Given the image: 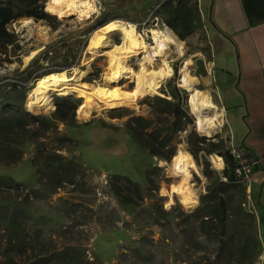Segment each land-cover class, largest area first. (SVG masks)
Masks as SVG:
<instances>
[{
  "label": "rangeland",
  "instance_id": "374dc122",
  "mask_svg": "<svg viewBox=\"0 0 264 264\" xmlns=\"http://www.w3.org/2000/svg\"><path fill=\"white\" fill-rule=\"evenodd\" d=\"M52 1L49 0L44 7V11L46 9L53 17L50 23L31 18L34 25L33 30L29 31L24 26L23 20L30 18H22L10 26L11 32L17 34L18 43L15 42L5 48L0 44V92L8 94L23 87L28 88L24 104L17 108L36 118L47 116L52 119L57 107V98L82 99L80 104L82 105L87 94L94 93L90 90V87L93 89L92 86L115 93L129 94L133 102L124 107L107 108L102 99L95 93L92 94L91 114L86 119H81L78 118V109L75 112L76 131L67 125L72 123L71 117L69 120L65 119L66 122L53 119L52 125L41 124V120L36 123L29 122L25 129H19L17 124L8 125L6 120L13 119L11 115L0 114V133L3 132L4 126L8 125L11 141L15 142L10 146L9 151L13 158L12 164L3 166L6 170L9 169L8 171L26 168L29 172L26 179L20 182L18 190L16 185H12L11 188L6 187L0 180V264H6L9 258L15 259V264H58L55 260L48 262L34 258L53 257L52 254H69L71 258L76 259L71 264L216 262L213 259L215 253L220 252L221 246L229 241V235L233 230L232 218L228 216V223L224 226L227 230L225 229L224 234L221 235L223 228L219 227L218 222L214 221L210 224L211 228L203 230L200 226L201 222L195 220L196 215L189 214L200 207L202 196L208 192L210 180L205 179L202 174L207 166L202 168L196 163L195 167L186 173L185 178L178 177L173 173L177 155L171 163L153 157L149 151L134 143L129 133L122 131L130 126L132 120L140 117L143 118L139 123L140 138L156 149H159L161 141L165 140L168 144L172 143V146L176 145L178 152L189 153L188 140L192 139L194 131L198 138L205 139L204 144L202 140L199 143L201 148L209 149L212 144L224 150L233 147L228 135L229 121L226 116H223V123L218 125L210 136L198 132L199 130L196 129L198 125L195 127L193 117L190 125H187V120L182 118L184 129L176 132L173 127L176 117L171 115L168 120L165 113L170 109L165 105L156 104V100L154 102L155 98L171 99L169 85L180 86L179 78L187 66L186 62L190 61V65L186 68L190 76L197 80L195 88L207 93L218 110L223 111L213 78L214 67L211 63L213 58L209 35L204 31L200 35L188 37L183 42L177 40L182 45V53H178L177 46L169 45L165 58L155 59L152 67L146 65L148 70H156L163 67L166 62L172 73L162 83L156 95H144L135 91L134 77L141 69L139 62L133 63L130 75L121 85L111 86L105 78L108 67L107 57L100 56L92 60L96 51L89 48L90 37L105 25L102 23L96 26L97 20L117 19L125 23H133L130 16L124 12V0L108 1L106 9L103 5L102 14L97 18H93L96 14L89 16V20H81L78 17L60 20L49 10ZM40 3L42 4L41 1ZM164 6L165 4L160 10ZM154 11L155 8L150 14ZM154 20L151 19L153 26L158 22L153 23ZM159 29H163L162 24ZM137 33L147 44H152L151 34L147 30L141 27ZM108 38L113 40L115 46L120 45L119 34H110ZM48 46L52 48L46 54L44 51L34 57ZM77 57L79 64L75 68L76 76H68L66 72L51 73L64 74L63 83L70 91V95L62 96L59 90L48 89L46 96L52 103L51 107L44 111L41 109L37 112L29 111L27 102L32 91L45 77L36 78L37 72L41 73L39 67H44L48 71L50 68L64 64L65 59L72 61ZM35 58L39 63L34 62ZM80 74L85 76H82L79 82L77 78L81 76ZM184 93L187 94L185 91ZM41 98L38 97L39 100ZM154 103L160 112L152 111ZM1 104L2 102H0V110L4 107ZM186 110L190 114L187 103ZM71 115L70 113L69 116ZM207 115L212 117L214 112L208 111ZM100 121L112 125L115 129L104 127ZM144 128L145 133L163 131L157 137L159 142L153 135L152 138L146 137L141 130ZM17 140H20V143H17ZM5 147L6 145H0V152L8 150ZM216 149L218 150V147ZM213 155L220 157L217 154ZM193 160L195 163L194 158ZM207 162L209 169L222 177L224 165L220 169L217 168L211 156H208ZM49 164L50 169L45 167ZM145 166H148L147 171ZM147 178L153 183L148 182ZM131 181L140 184V192L137 191L136 186L130 184ZM222 181L224 182L225 179ZM117 184L120 193L127 194L136 204V207L133 205L134 208L129 207L133 208L132 213L123 210L114 196L113 186ZM175 186L190 188L197 194L198 203L191 209L185 207L180 202L179 195L172 191ZM233 194L231 207L238 202L235 190ZM25 198L28 201H24ZM171 199L173 204L168 206ZM160 205L163 210L172 212L171 217L162 219L160 221L162 226L153 225L150 217L148 221L150 212L147 208H160ZM241 210H243L242 205ZM2 214L7 216L8 221L4 222ZM13 216L18 220V228L10 224ZM242 216L243 212L241 218ZM47 218L51 221L44 224ZM149 225L154 227H142ZM15 229H19L18 234H15ZM36 231L39 232L38 236H35ZM162 238L166 241L161 240ZM21 240H24L23 254L7 252V248L12 244L20 246ZM228 247L224 248L223 252ZM148 254H154L155 257L150 259ZM221 255L223 258L218 264H229L228 255Z\"/></svg>",
  "mask_w": 264,
  "mask_h": 264
},
{
  "label": "crops",
  "instance_id": "0c3cea01",
  "mask_svg": "<svg viewBox=\"0 0 264 264\" xmlns=\"http://www.w3.org/2000/svg\"><path fill=\"white\" fill-rule=\"evenodd\" d=\"M129 2L135 14L126 15L133 23L160 6L156 18L171 24L175 34L209 35L213 78L229 121V139L250 170V182L237 200L243 216L232 230L233 251L230 244L215 254H234L229 264H264V0H125L124 6ZM234 207L228 205V215Z\"/></svg>",
  "mask_w": 264,
  "mask_h": 264
},
{
  "label": "trees",
  "instance_id": "16d2710c",
  "mask_svg": "<svg viewBox=\"0 0 264 264\" xmlns=\"http://www.w3.org/2000/svg\"><path fill=\"white\" fill-rule=\"evenodd\" d=\"M42 2V4L40 3ZM47 0H1L0 1V44L5 48L8 47L9 45L15 44L17 42V35L10 30V26L17 22L18 20L22 18H33L36 21H45L50 23L53 20V17L50 16L48 13L44 11V3ZM125 1V0H124ZM107 0H103V5H105V9L108 6ZM134 6L132 3H128L124 7V12L125 13H132L134 12ZM105 12V10H104ZM177 13V12H176ZM178 14V13H177ZM129 16V15H128ZM185 18L182 17V23L186 24ZM104 20H98L96 22V26L101 25L104 23ZM171 25V24H170ZM172 29L174 30L173 26L171 25ZM181 40H185L190 34H177ZM18 43V42H17ZM52 46H48L45 49V54L48 52L49 49H51ZM43 53V52H42ZM61 61V60H60ZM35 63H39L37 61V58L34 60ZM64 63H67L66 60H64ZM50 66V64H48ZM69 65V64H67ZM63 65H58L56 68H50L48 71L44 67H39L41 69V73L37 72V77H42L44 75H47L49 73L53 72H59L61 71ZM176 70V68H175ZM31 78V74L29 75V79ZM170 96L172 97V100H166V99H161L157 98L156 99V104L158 105H165L168 107V109L172 111H168L165 114L167 115V118H171V115L175 118L176 117V122L173 123L174 131H182L184 127L182 126L183 124V119L185 121L187 120V125L192 124L191 117L188 115L184 99L186 97L184 91L178 89L177 87H172L170 86ZM1 89V87H0ZM28 94V88L23 87L22 89L19 90H14L12 93L8 94H3L0 92V102H2L1 106H4L2 110H0L1 115H11L13 119H7V123L9 126H14L17 124V128H22L25 129V126L29 124V122L36 123L38 120H41V124L45 123L46 125H52L53 119L61 121V122H66V120H69V117H71V124H67L69 128H73L72 130L76 131V125L77 123L75 122V111L79 106V101L78 100H73V99H66V98H57L56 101V110L52 115V119L48 118L47 116H41V117H35L29 114L28 112H23L22 110H19L17 107L22 106L25 102L26 96ZM2 96V97H1ZM155 102V101H154ZM157 105H152V111L155 112H160L157 108ZM72 114L69 116V114ZM162 113V112H161ZM183 118V119H182ZM66 119V120H65ZM143 121V118H138L132 120L130 123V126L128 125L126 128H124L122 131L127 132L131 136V140L134 141V143L142 146L145 151H149L151 156H156L159 157V159L166 160L170 162L172 160V157L175 155L176 148L172 146L171 144H168L165 140L161 141L160 143V148L156 149L153 145L150 146L143 142V140L140 138L139 132V123ZM100 124H102L104 127H108L111 129H115L112 125H107L105 122L100 121ZM8 125L4 126L5 128L3 129V132L0 133V145L5 146L8 150L6 151H1L0 152V161H4L7 164H12V156L10 154V146L13 145L15 142L11 141L10 135L11 131L8 129ZM135 125V126H133ZM143 130V133L146 137L152 138L154 136V139L158 136L163 131H159L158 133H145V128L141 129ZM138 133V134H137ZM153 135V136H152ZM203 141V144L205 143V139H200L198 138L197 134L195 131L193 132L192 139L188 140L189 143V149L190 152L197 158L199 157L201 151H204L209 154H213L216 151H219L218 153L224 158L225 164H226V169L222 172V177H225L228 179V182H223L222 177L219 176L218 173H213L209 169V164L207 163V160L205 157H203V161L205 162V165L207 166L204 170V174L207 177V179L210 180V184L208 186V192L206 195L202 196L201 198V206L192 213H189L190 215H196L195 220L198 222H201V228L203 230H207L211 228L210 224H212L214 221L218 222V225L220 228H223L220 232L221 235L224 234L225 232V225L228 223V216L232 218L233 223H232V229L237 228V221L241 220V203H237L234 207L236 208L235 212L232 214L228 215V205L230 204V200L234 198L233 190H235V194L237 196V200L242 198L243 192H244V186L241 184L236 183V178H235V168L239 166V161L244 159L245 156H243L242 152L239 150L237 153V156L234 158L232 154H230L229 150H224L223 148H220L218 145L212 144V146L207 149V148H201L199 146V143ZM159 142V139L156 140ZM17 143H20V140L16 141ZM218 147V150L216 149ZM222 149V150H219ZM15 163H17L15 161ZM46 168L50 169L51 165H46ZM145 170H148V166H145ZM215 177V178H214ZM128 178V177H124ZM3 180L6 184H10L14 182V180L11 177L8 176H3L0 178ZM147 181L150 182L149 178H147ZM131 185L137 187V191L140 192V184L138 182H130ZM61 185V183H60ZM113 188L115 189V194L114 196L116 199L119 201V204L121 205L122 209L125 210L128 213L133 212V208L136 207V204L129 199V196L127 194H121L119 191V186L114 185ZM232 190V192L230 191ZM210 200V201H209ZM24 201H28L27 198L24 199ZM134 205V207H133ZM133 207V208H129ZM147 211L150 212L149 217L153 220V224H158L161 225L160 221L162 219H167L168 217H171L172 212H168L163 210V207L160 205V208H147ZM3 215V220L8 221V218L6 215ZM60 218H63L62 216H59ZM165 217V218H164ZM51 220L50 218H47L46 221L43 223L45 224L46 222L49 223ZM150 223V222H149ZM10 224L14 228H18L19 223L17 218L13 216L10 219ZM9 226V224H8ZM162 226V225H161ZM15 233L17 234V231L15 229ZM39 232H35V236H38ZM236 234L234 231L230 233L229 235V241L225 243L223 246H221L220 250L224 251V248L228 247L230 244L233 245L234 248V236ZM20 246L16 245H11V249L16 252L17 254H23L25 251L24 245V240L20 241ZM223 247V248H222ZM32 248V247H30ZM233 248H231L230 253H232ZM53 257H43L40 258V260L48 261V260H55L57 261L58 264H71L73 260L76 261L75 258H71L69 254H56L58 255L57 258L56 255L52 254ZM229 259L231 260V257L234 254H227ZM242 256H247L248 254H240ZM148 257L150 259H153L155 257L154 254H148ZM223 256L221 254H216L214 260L216 262H208V264H218L219 261H221ZM54 264V263H53Z\"/></svg>",
  "mask_w": 264,
  "mask_h": 264
},
{
  "label": "bare ground",
  "instance_id": "6f19581e",
  "mask_svg": "<svg viewBox=\"0 0 264 264\" xmlns=\"http://www.w3.org/2000/svg\"><path fill=\"white\" fill-rule=\"evenodd\" d=\"M49 10L53 15L58 16L60 20H68L73 17H78L81 20H89V16L96 14L94 0H53L49 6ZM85 22V21H84ZM24 26L29 30H33V21L31 19L23 20ZM46 32H44L45 34ZM120 35V45L115 46L110 34ZM152 44H147L144 39L137 33L134 24L118 21L117 19L105 23L90 39L89 48L96 51L92 60L100 56H106L108 67L106 68V80L113 85H121L124 80L130 75L134 62H139L141 69L134 77L135 91L142 94L156 95L162 86V83L171 76L172 69L164 62L163 67L158 69L148 70V66L152 67L155 59L166 57L169 45L177 46L178 53H182V45H180L172 32L164 28L151 29ZM109 49L108 51H104ZM171 50V49H170ZM177 54V52H176ZM148 65V66H146ZM185 70L181 74L180 86L191 92L190 107L191 112L196 116V125L200 133L210 136L214 129L223 123V111L220 112L216 104L212 101L209 95L205 92L194 89L196 81L190 76L187 70L190 61L186 62ZM187 67V68H186ZM77 78L80 82L84 74ZM64 74H51L45 76L41 82L33 89L32 94L27 102L29 111L37 112L38 110H47L51 107V101L47 99L48 89L59 90L62 96L70 95V91L66 89L63 83ZM76 80V81H77ZM85 85V84H84ZM90 90L94 92L107 108L124 107L133 102L132 96L129 94L115 93L103 88H95L92 86ZM89 90V89H88ZM89 92V91H88ZM87 94L85 102L78 108V118L86 119L92 112L91 108L92 94ZM42 97L40 100L38 97ZM94 106V105H92ZM208 111L214 112L212 117H208ZM212 161L217 168L223 167V161L220 157L212 156ZM195 167L193 158L189 153L178 152L174 161L173 173L176 176L185 178L186 173ZM172 191L179 195L180 202L187 208H193L198 202L197 194L190 188L183 186H175ZM173 204L172 199L168 206Z\"/></svg>",
  "mask_w": 264,
  "mask_h": 264
},
{
  "label": "clouds",
  "instance_id": "9594fccd",
  "mask_svg": "<svg viewBox=\"0 0 264 264\" xmlns=\"http://www.w3.org/2000/svg\"><path fill=\"white\" fill-rule=\"evenodd\" d=\"M49 0H47L45 3H44V7H45V5L47 4V2H48ZM101 1V9H98L97 8V6H96V0H95V8H96V15L95 16H93V18L95 17V18H97L98 16H100L101 14H102V11H103V0H100ZM164 2L163 3H166V2H168V1H171V0H163ZM160 7V6H159ZM159 7L157 6L156 8H155V11L153 12V14H148V16H147V18H145L142 22H139V23H136V22H134V23H131V22H129V23H131V24H134L135 26H136V29L137 30H139L141 27H142V29L143 30H147L149 33L151 32V29L153 28V29H159V26H160V24H162V27H163V29L164 28H167V29H169L171 32H172V34L175 36V38H176V40H179V41H181V42H183V41H185V40H187V38L188 37H190V35L185 39V40H181L180 38H179V36L177 35V34H175L174 32V30L172 29V27H171V25L170 24H164V23H162V22H160L159 21V19H157L156 18V12H157V10L159 9ZM45 12L46 13H48V14H50L46 9H45ZM51 15V14H50ZM152 18H154L155 20L153 21V23H155L156 21H158L154 26L151 24V19ZM31 19V18H30ZM98 21V20H97ZM96 21V22H97ZM107 22H109V20L107 19L105 22H104V24L105 23H107ZM103 24V25H104ZM151 26H153V27H151ZM151 27V28H150ZM159 30H162V29H159ZM174 31V32H173ZM151 34V33H150ZM17 35V34H16ZM93 36V35H92ZM91 36V37H92ZM91 37H90V39H91ZM151 37H152V34H151ZM60 38H62V37H60ZM90 39H89V42H90ZM9 46H11V45H9ZM88 47V46H87ZM45 49H46V47L45 48H43L42 50H41V52L38 54V55H36V56H34V57H37V56H39L40 54H42V52L44 53V51H45ZM66 61H67V63H64V64H62L63 66H62V68H61V71H59V72H66V74L68 75V76H76L77 74V71H76V65H78L79 64V57H77V59H73L72 61H70L69 59H65ZM211 63L212 64H214V62L213 61H211ZM67 64H69V65H67ZM73 66V67H72ZM213 67H214V65H213ZM46 71H47V69H46ZM53 73H58V72H53ZM49 74H51V73H49ZM49 74H47V75H49ZM47 75H44V76H47ZM44 76H42V77H44ZM42 77H40V78H42ZM36 78H39V77H36ZM179 81H181V78H179ZM179 84V83H178ZM179 87V88H178ZM178 89H183L181 86H179L178 85ZM194 89H196V88H194ZM187 94H185L186 95V97H185V100H186V103H187V105H188V109H189V111H190V114L188 113V115L190 116V117H193L194 118V125H195V127H196V118L194 117V115H193V113L191 112V107H190V103H189V97H190V94H191V92H188L187 90H185V89H183ZM196 90H198V89H196ZM199 91H201V90H199ZM203 92V91H202ZM171 97V96H170ZM211 98V97H210ZM157 98H155L154 99V101L156 100ZM161 99H165V98H161ZM80 103H79V105L81 104V102H82V99H77ZM166 100H172V97H171V99H166ZM212 101H213V99H212ZM214 102V101H213ZM186 103H185V106H186ZM215 103V102H214ZM79 107V106H78ZM78 109V108H77ZM77 109H76V111H77ZM75 111V112H76ZM197 129V128H196ZM199 132V131H198ZM152 134V133H151ZM175 148H176V152H175V155L172 157V160L169 162V163H171L172 161H173V158L177 155V153H178V151H177V146L175 145L174 146ZM227 150H229V152H230V154H232V156H234V158L237 156V153H238V151H239V149H236V148H234V147H229ZM189 154L191 155V156H193V158L195 159V164L197 163V165L198 166H200V167H202V168H204V166H205V162L203 161V157H205L206 158V160H207V158H208V156H211V158H212V156H214L213 154H217V155H219L220 156V158L222 157L219 153H213V154H209V155H207V153L206 152H204V151H201V153H200V155L199 156H201V158H199V157H197V158H195V156L191 153V152H189ZM243 154V153H242ZM244 156V155H243ZM156 157V156H155ZM218 157V156H217ZM157 158H159V157H157ZM222 159V161H223V164H224V170L226 169V164H225V161H224V158L222 157L221 158ZM161 160H163V159H161ZM166 161V160H165ZM0 163L2 164H0L2 167H4V169L2 168V167H0V170L2 171V173H0V178L1 177H3V176H8V177H11L13 180H14V182H12V183H10V184H6L3 180H2V183L4 184V186H6V187H10L11 188V186L12 185H16V190H18L19 188H20V182H23L25 179H26V177L28 176V174H29V172L27 171L28 169H26V168H20V169H16V170H12V171H8V170H6L5 168V166H10V164H7V163H5L4 161H0ZM208 163V162H207ZM3 165H5V166H3ZM173 165V164H172ZM239 167H241V168H246L245 169V172H243V175H242V178H244V176H247V178L244 180V181H242L241 180V178L237 175V173H236V170H237V168H239ZM248 170V173H246V171ZM18 171H24V175H23V177L21 178V179H18L17 177H15L14 176V173H16V172H18ZM202 174H203V176L205 177V179H207V177L205 176V174H204V171H202ZM235 178H236V183L237 184H241V185H246L247 183H249L250 182V170H249V165L247 164V162L245 161V159H242V160H240L239 161V166L238 167H236L235 168ZM222 179H225V181L224 182H228V179L227 178H225V177H222ZM1 180V179H0ZM150 183H153V181L152 180H150ZM18 193H20L19 191H17ZM207 194V193H206ZM205 194V195H206ZM204 196V195H203ZM200 206H201V201H200V204H199ZM171 208V207H170ZM166 211V210H165ZM168 212H170V211H168ZM152 225V224H151ZM151 225H149V226H142L143 228H145V227H150V228H152V227H154V226H151ZM153 225H158V224H153ZM161 226V225H160ZM17 231V234L19 233V229H17L16 230ZM16 234V233H15ZM161 240H164V241H166L164 238H162ZM12 245H15V244H12ZM17 246V245H16ZM30 247H32L33 248V246H27V248H30ZM231 248H233V245H231ZM7 252H14L12 249H11V245H10V247H8L7 248ZM217 252H219V251H217ZM220 252H223V251H220ZM215 256L216 255H214V258H215ZM34 258H37V257H34ZM49 257H47V259H48ZM213 258V259H214ZM46 259V260H47ZM46 260H44V261H46ZM52 260V259H51ZM51 260H48V262H50ZM42 261V260H41ZM6 264H15V259H13V258H9V259H7V262H6ZM45 264H53V263H45ZM55 264V263H54Z\"/></svg>",
  "mask_w": 264,
  "mask_h": 264
},
{
  "label": "built area",
  "instance_id": "2783aa9c",
  "mask_svg": "<svg viewBox=\"0 0 264 264\" xmlns=\"http://www.w3.org/2000/svg\"><path fill=\"white\" fill-rule=\"evenodd\" d=\"M96 6L98 9H101V1L100 0H96ZM245 169L246 168H244V167L243 168L239 167L236 170L237 175L241 178L242 181H244L247 178V176H244V178H242V175H243V172H245ZM246 173H248V170L246 171Z\"/></svg>",
  "mask_w": 264,
  "mask_h": 264
},
{
  "label": "water",
  "instance_id": "95a60500",
  "mask_svg": "<svg viewBox=\"0 0 264 264\" xmlns=\"http://www.w3.org/2000/svg\"><path fill=\"white\" fill-rule=\"evenodd\" d=\"M191 96L192 94H190V97H189V103L191 101ZM196 118V116H194ZM0 173H2V171L0 170ZM24 175V171H18L16 173H14V176L17 177L18 179H21Z\"/></svg>",
  "mask_w": 264,
  "mask_h": 264
},
{
  "label": "flooded vegetation",
  "instance_id": "af4514ba",
  "mask_svg": "<svg viewBox=\"0 0 264 264\" xmlns=\"http://www.w3.org/2000/svg\"><path fill=\"white\" fill-rule=\"evenodd\" d=\"M185 103H186V100H185Z\"/></svg>",
  "mask_w": 264,
  "mask_h": 264
}]
</instances>
